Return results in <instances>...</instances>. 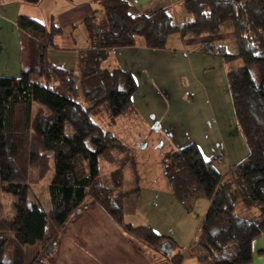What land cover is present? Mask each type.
Here are the masks:
<instances>
[{
    "label": "trees",
    "instance_id": "trees-1",
    "mask_svg": "<svg viewBox=\"0 0 264 264\" xmlns=\"http://www.w3.org/2000/svg\"><path fill=\"white\" fill-rule=\"evenodd\" d=\"M20 1L36 6L42 0ZM101 1L103 14L96 11L83 21L92 48L80 53L76 70L48 61L49 48L63 33L60 27L24 15L17 19L21 75L0 77V194L15 197L12 220L0 203V264H27L26 248L36 244L39 250L28 264H41L46 250L88 199L128 235L171 264H184V250L173 238L125 221V201L139 189L124 190L128 168L139 182L136 151L109 127L135 113L138 85L131 73L104 68L103 63L109 51L134 47L139 39L147 48L167 49L172 34L217 36L228 22L238 52L208 45L206 53L226 64L242 62L228 73V83L249 154L223 177L214 160L205 159L198 145L190 144L171 155V168L179 202L200 193L210 201L193 244L198 260L251 264L253 243L264 235V0H184L186 16L181 22L170 10L134 15L128 0ZM52 165L50 184L44 193H36ZM238 200L257 215L236 216Z\"/></svg>",
    "mask_w": 264,
    "mask_h": 264
},
{
    "label": "crops",
    "instance_id": "crops-1",
    "mask_svg": "<svg viewBox=\"0 0 264 264\" xmlns=\"http://www.w3.org/2000/svg\"><path fill=\"white\" fill-rule=\"evenodd\" d=\"M128 1L132 5L134 15L148 16L165 9L170 10L179 22L181 18H185L184 0ZM103 7L101 0H42L36 6L20 0H0V77L17 78L21 75L23 59L17 27L19 16H29L47 26L53 23L60 27L63 33L57 36L54 46L49 48L48 61L66 70H76L80 53L92 48L83 21L96 11L98 13H101L100 10L104 11ZM201 38L191 40L189 36L175 33L169 36L167 49L147 48L139 39L134 47L109 51V57L103 63V67L129 72L137 81L138 89L133 96L135 113L127 116L128 121L136 120L151 128L159 125L165 116L178 132H182L186 129L183 123L191 121L193 116L201 119L203 117L205 123L206 119L207 121L213 119L206 86L196 75L193 57L188 50L189 44H200ZM161 89L164 90L162 93ZM174 89L172 94L171 91ZM168 90L171 93L169 96ZM187 91H191L192 102L187 99ZM174 94L176 99L171 100L170 97ZM158 95L164 98L159 99ZM198 97L202 108L195 104ZM199 111L200 114L197 116L196 113ZM182 120L184 122L181 123ZM119 122L120 118L109 129L124 144L135 149L139 177V185L136 184L139 189L125 201V221L134 226H149L156 233L173 238L184 250V264H214L212 261L200 262L198 250L193 247L210 207L209 199L200 193L182 204L174 195L171 155L176 149L165 153L166 146H155L156 149H152L150 141H146L144 136L139 138L135 135L126 142L122 139L123 135L115 134L116 128L122 125ZM212 131L211 136L202 142L188 135L187 139L180 141V145L181 148L190 144L198 145L204 158L215 160L216 168L223 177H227L232 172L231 160L228 164L225 159L226 145H223L220 134L213 126ZM142 139H145V146L140 147L139 142ZM128 202L132 207L131 211L127 209ZM38 250L39 247L33 258ZM253 251L251 264H264V235L255 240ZM26 252L27 248L25 258ZM40 262L171 264L161 254L124 232L91 199L86 200L81 210L67 222L56 243L46 250Z\"/></svg>",
    "mask_w": 264,
    "mask_h": 264
},
{
    "label": "rangeland",
    "instance_id": "rangeland-1",
    "mask_svg": "<svg viewBox=\"0 0 264 264\" xmlns=\"http://www.w3.org/2000/svg\"><path fill=\"white\" fill-rule=\"evenodd\" d=\"M98 8H100V6H98ZM100 11L101 13L99 14L102 15L103 11ZM180 16L183 17V15ZM185 16L186 15L184 14V17ZM182 20L183 18H181V21ZM190 39L195 40L198 38L190 36ZM201 39L202 40L200 44H189L188 50L191 52L193 57L194 71L196 72V75L201 80V82L204 83V85L206 86V92L208 97L207 100L210 103L211 118L213 119L210 121H207L206 119V123L203 120V117L201 119L200 117L193 116L191 121L189 122H184V120H182L180 122H184L183 124L186 126V129L182 132H178V130L173 127V123L169 121L170 119L168 120L165 116L162 117L163 121L160 122L159 125H155V127L152 126L151 128H147L144 123H140L132 119L130 120V118V121H128V117L124 116L120 118L119 123H122V125H119L118 128H116L117 131L115 130V134L123 135L122 139L126 142H129V140L135 135L139 138L141 136H144L146 137V141H150L152 149H156L155 146H166L164 151L165 153L172 152V149H176L175 151H177L179 148H181L180 141L182 142L183 140L187 139L188 135L194 136L199 142H202L203 140L211 136L210 133L213 132V126L216 131L220 134L223 145H226L225 159L227 160L228 164L231 160L233 169L235 165L244 160L249 154L248 146L244 140V137L238 125L234 103L228 83V73L232 70L241 67L242 62L236 61L233 64H226L220 56L216 54L206 53V51H209L208 45H214L213 47L216 48L224 46L226 48V51L230 54H236L238 52L233 25L231 22H228L224 24L222 31L219 35H205L202 36ZM163 91V89L160 90L161 93ZM174 91L175 89L171 91V93L173 94ZM171 93L169 90L167 91L168 96ZM186 93L187 99L192 102L193 99L190 94L191 91H187ZM193 96L195 98V95ZM158 98L160 99L164 97L158 95ZM170 99L175 100L176 95H172ZM199 99L200 97H198V100L195 99V104L199 105L202 108V104ZM198 114H200V111L196 113L197 116H199ZM182 119H184V117ZM120 129L122 130V132H120ZM66 131L68 133L72 132L69 126H67ZM143 143H145V139H142L139 142V144ZM217 159L219 160L220 158L217 157ZM214 162L216 161L214 160ZM53 175L54 167L52 165V170L49 172L45 180H43L40 185L35 187V192L38 194L44 193V187L50 184ZM136 184L139 185V182L136 183L134 178V172H132L131 168H128L125 171L124 190L128 191L136 187ZM0 198V203L2 204V210L4 212V215L12 220L15 216V212L13 210V203L15 201L14 195L1 193ZM32 201L33 198L31 195L29 202ZM127 204V209L131 211V205H129V202ZM255 213H257L256 210H250L246 208V206L241 200L237 201L234 211V214L236 216L243 218H253L257 215ZM38 247L39 244H36V246L34 245L27 247L25 258L27 264L32 260L35 254L34 252H36Z\"/></svg>",
    "mask_w": 264,
    "mask_h": 264
}]
</instances>
